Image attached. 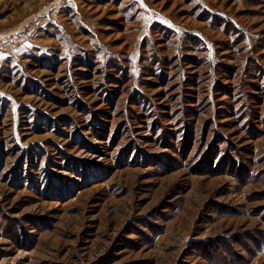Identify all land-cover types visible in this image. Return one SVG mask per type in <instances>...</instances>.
<instances>
[{
  "label": "rangeland",
  "instance_id": "1",
  "mask_svg": "<svg viewBox=\"0 0 264 264\" xmlns=\"http://www.w3.org/2000/svg\"><path fill=\"white\" fill-rule=\"evenodd\" d=\"M0 264H264V0H0Z\"/></svg>",
  "mask_w": 264,
  "mask_h": 264
}]
</instances>
